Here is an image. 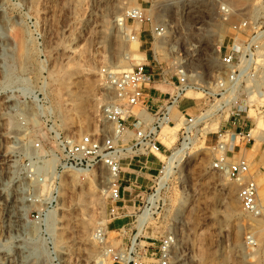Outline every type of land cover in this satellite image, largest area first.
<instances>
[{
  "label": "rangeland",
  "instance_id": "obj_1",
  "mask_svg": "<svg viewBox=\"0 0 264 264\" xmlns=\"http://www.w3.org/2000/svg\"><path fill=\"white\" fill-rule=\"evenodd\" d=\"M135 8L147 18L163 20L161 40L149 22L124 21ZM230 53L234 63L245 59L247 77L232 92L236 105L217 111L205 93L223 78L219 60ZM144 61L167 77L181 65L201 89L180 99L173 111L175 124L158 134L165 158L189 144L166 179L165 160L157 155L122 164V187H138L125 194L122 211L136 212L139 193L156 202L153 219L139 231L129 218L109 222L110 244L124 250L137 237L141 246L146 239L151 244L148 253H156L158 241L171 231L178 240L171 264H264V219L245 216L237 185L211 170L217 131L227 130L237 115L242 128L262 138L245 152L241 146L229 162L240 157L250 162L264 199V0H0V264L98 263L92 235L107 213L106 171H85L78 180L59 173L61 199L55 220L48 222L52 233L45 235L39 232L41 223L31 218L41 206L27 200L42 188L27 178L26 163L37 156L31 148L37 142L47 151L54 149L57 137L94 134L112 99L103 72L116 75ZM254 84L258 91L251 92ZM149 95L167 98L155 91ZM180 113L193 120L184 142ZM17 215L21 219L13 222ZM20 223L39 228L33 242L44 254L38 260L28 258L30 241Z\"/></svg>",
  "mask_w": 264,
  "mask_h": 264
},
{
  "label": "built area",
  "instance_id": "obj_2",
  "mask_svg": "<svg viewBox=\"0 0 264 264\" xmlns=\"http://www.w3.org/2000/svg\"><path fill=\"white\" fill-rule=\"evenodd\" d=\"M124 19L125 22L131 21L137 24L149 22L151 32L158 40L163 38L161 33L166 30V24L162 19L157 22L154 18H147L138 8L128 10ZM119 23H122V19ZM129 39L135 41L134 36ZM233 59V54L230 53L219 60L223 67V78L218 80L216 89L213 91L209 89L208 93L204 92L208 98H211L212 105L221 104L223 107L236 105L229 94L230 91L234 92L240 87L243 78L247 77L248 68L245 59L240 58L236 63ZM144 62L116 75L103 72L105 85L110 90L112 99L103 107L102 122L97 125L94 134L57 137L54 149L47 151L37 142L31 147L37 156L27 159L26 163L27 178L37 188H42L41 193L34 194L27 200L41 206L31 218L41 223L40 232L45 235H50L49 228L52 225L48 222L55 220L54 211L61 199L57 182L59 173H83L98 169L106 171L107 213L104 223L98 226L92 235L93 241L99 247L97 264H171L177 247L176 234L171 231L158 241L156 253H148L151 244L147 243V239L144 241L146 246H141V242L137 243V239L133 238L124 250L121 246L111 245L108 239L109 222L129 218L133 220L135 229L138 230L141 215H145L141 219L145 220L141 228L153 219L152 209L156 201L150 195L145 196L143 193L135 196L139 205L135 213L122 211L126 209L125 204L128 202L125 194L130 196L133 188H138L133 186L134 184L122 187L120 179L122 164L126 160L145 157L148 154L153 156L160 154L162 144L158 141V134L164 127L175 124L173 111L177 108L180 99L188 91L195 92L201 89L200 86L192 83L191 76L186 74L181 65L173 69V76L167 77L162 70L156 73L147 61ZM235 82L239 83L237 88L233 89ZM156 84L167 87L171 92L158 90L156 87L160 85ZM249 90L258 91V86L254 84ZM151 91L164 97L166 95L167 98L150 97ZM151 105L158 107L155 111H151L149 109ZM135 107H140V111L133 113ZM180 114L184 124L181 132V135H185L182 137L184 142L193 128V120L183 113ZM236 140L239 141L244 152L251 142V148L255 143L251 130L242 128L239 119L234 120L233 131H217L215 145L217 156L211 164V170L224 174L229 181L237 185V200L245 216L264 219V203L260 201L259 187L254 179L255 175L251 173L250 162L244 157L229 162L230 158L238 155L235 149ZM118 234H122V231ZM42 250L39 248L41 255L44 254Z\"/></svg>",
  "mask_w": 264,
  "mask_h": 264
},
{
  "label": "bare ground",
  "instance_id": "obj_3",
  "mask_svg": "<svg viewBox=\"0 0 264 264\" xmlns=\"http://www.w3.org/2000/svg\"><path fill=\"white\" fill-rule=\"evenodd\" d=\"M120 21V19H116L115 20V22H117V24H118V22ZM162 48H163V46H162ZM126 60H128V59H131V60H136V61H140L139 60V58L137 57V56H126V58H125ZM122 69H124V68H122ZM125 70H127V69H125ZM237 83L238 82H235L234 84H233V86H234V88L235 87H237ZM233 88V89H234ZM236 89V88H235ZM234 91V90H233ZM188 94L190 95V92H186V96H188ZM197 95H198V93H196ZM232 91H230V95L232 96ZM194 95H195V93H194ZM259 96V95H258ZM260 98H262V96L260 97ZM222 108V105H218L217 107H215V110H220ZM213 111V110H212ZM208 116V113L207 114H205V115H203V116H200V118H199V120L201 121L202 119H205L206 117ZM196 122V121H195ZM258 124V123H257ZM256 128H258V127H256ZM261 129H262V127H261ZM261 129H259V131L261 132ZM251 134H253V138H255V141L257 140V141H261V138H262V134L260 135V133H257V132H254L253 130H252V132H251ZM259 134V135H258ZM258 135V136H257ZM188 143H183L182 144V146H181V148H179V149H177V150H175V151H173L172 153H171V155L169 156V157H163L161 154H156L159 158H161V159H163V160H165V167H164V178L163 179H166V177L168 176V174L171 172V170L172 169H174L175 167H176V165H177V163H179V161H180V154H183L184 153V151L188 148ZM161 174H163V172H160ZM72 174V176H74V179H79V173H71ZM84 176V175H83ZM86 177V176H85ZM82 178V177H81ZM89 179V178H88ZM21 184V183H20ZM163 184V183H162ZM162 184L159 182L158 183V188L156 189V191H159V189L162 187ZM26 185V184H25ZM22 186H23V184H22ZM18 187V186H17ZM22 188V187H21ZM24 188V187H23ZM23 190H25V189H23ZM261 190V189H260ZM261 192V191H260ZM260 192H259V198H260ZM18 193V192H17ZM151 198H152V196H151ZM18 200V199H17ZM22 201V200H21ZM260 201L262 202V203H264V199H261L260 198ZM21 208V207H20ZM21 216H18L17 215V217H15L16 218V221H13V222H18L19 220H18V218H20ZM143 217H145V215H141V218L139 219V222H138V231L141 229V225H142V223L145 221V220H141V219H143ZM21 219V218H20ZM19 226L21 227V233H22V235H24V236H27L28 238H27V240L28 241H30V243H29V245L31 246L30 247V249L28 250V258H31L32 260H38L39 259V257H40V252H39V248L38 247H36L35 245H34V239H35V237H36V235L38 234V229L37 228H34V227H28V226H26V225H24L23 223H20L19 224ZM53 226V225H52ZM9 227V226H8ZM52 229H53V227H50L49 228V232H50V234L52 233ZM142 231V230H141ZM140 231V232H141ZM40 232V231H39ZM139 233V232H138ZM137 235V234H136ZM35 236V237H34ZM135 238H137V237H134V239ZM33 242V243H32ZM25 259H27L26 257H24Z\"/></svg>",
  "mask_w": 264,
  "mask_h": 264
},
{
  "label": "crops",
  "instance_id": "obj_4",
  "mask_svg": "<svg viewBox=\"0 0 264 264\" xmlns=\"http://www.w3.org/2000/svg\"><path fill=\"white\" fill-rule=\"evenodd\" d=\"M157 107H158L157 105H151L149 109L151 111H155L157 109ZM183 111H185V110L183 109ZM184 115L186 116L187 114H184ZM234 120H238V119L233 118L232 121L230 122V124L226 125V129L227 130L233 131V122H234ZM240 147H241V144L239 143L238 140H236L235 141V149H236V153L237 154H239V152H240Z\"/></svg>",
  "mask_w": 264,
  "mask_h": 264
}]
</instances>
